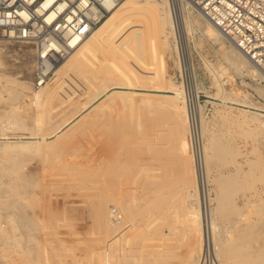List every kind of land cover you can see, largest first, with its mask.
<instances>
[{
    "label": "bare ground",
    "instance_id": "6f19581e",
    "mask_svg": "<svg viewBox=\"0 0 264 264\" xmlns=\"http://www.w3.org/2000/svg\"><path fill=\"white\" fill-rule=\"evenodd\" d=\"M178 2L181 6L186 2V7L188 4V8L192 7L206 20V30L210 35L226 38L231 47L228 55L230 63L234 68L237 67L243 73L254 77L261 85L264 81V70L243 53L190 0ZM167 4L168 0H123L84 40L74 44L70 55L57 65L49 82L40 87L36 94L27 91L30 88H18L13 103L16 105L22 99L25 101L15 107V112L22 113L32 124H25V127L30 126L32 131L37 128L36 131L28 133L29 135H18L6 129L4 131V127L11 125L10 121L9 124L5 122L7 126H1L4 113H7L3 111L7 101L2 97V91L7 85H3L5 83L1 81L0 208L6 209L16 203V206L19 205V211L13 206L8 212L20 218L40 215L47 218L67 216L70 213L68 209L48 207L38 211L36 215V211L29 209L31 203L28 198L34 193L36 185L40 184V178L47 177L49 180L65 184L73 183L80 205V209H74V212L85 219L84 246L89 252L83 260H76L74 264L198 262L201 249L196 251L193 248V237L196 236L199 226L200 209L192 202L197 194L196 187L191 188L193 175H188L193 147L185 112L178 104V100L182 99L177 96L178 92L173 90L174 87L168 78V81L166 79L157 82L149 79L143 82L135 73L125 70L122 72L120 69L118 72L109 73L107 67L102 65V61L106 59H112L115 63L135 60L141 40L151 42L161 33L169 39L172 29L168 27L170 15ZM168 28L170 31H167ZM152 29L154 34L150 33ZM80 60L91 61V68L96 69L97 74L91 75L70 68L65 70L61 65L66 61L74 65ZM153 62L150 61L152 64ZM25 68L28 71L31 66L26 65ZM0 71L3 72L1 68ZM64 75L70 78L69 83L80 86L78 97H69L64 92V88L69 87V83L63 79ZM259 88L260 93L264 95V86ZM208 97L215 99L213 96ZM26 98L30 104L28 103L26 111H21V108L26 107ZM240 106L249 107L245 104ZM154 108L160 110L157 112L156 109L154 112ZM249 108L257 111L254 114H257L260 120L261 117L264 118L263 107ZM142 113L144 115H141ZM15 126L10 127L15 129ZM8 129L10 131V128ZM202 129H205L203 122ZM40 130H43L44 134H41ZM80 139H85V144L81 143L84 150L71 149L72 151L65 153L66 149L74 146V142ZM214 141V138L209 136L207 143L203 145L206 166L209 168L218 164L215 162L216 158L224 161V156L217 153ZM44 153L52 155V159L48 158L42 162L43 170L26 171L27 159L31 157L33 160L37 155ZM25 154L28 157L21 158V155ZM66 155L71 158L61 162L59 157ZM177 167L185 175L182 177L179 172L178 175L184 178L180 184H177L176 176L172 174H176ZM229 179L228 185L219 189L216 206L209 211L210 214L207 213V228L215 235L218 228L217 216L228 217L230 223L228 222L227 231L231 236L225 252L228 257L226 264H264V244H261V238L264 239L261 235L264 224L255 223L252 217H263L264 210L260 202L253 204L251 198L255 194H252V197L247 194L255 189L253 187L256 182L242 165L236 166ZM221 180L222 178L217 176L214 181L220 185ZM47 185L41 182L39 186L41 190L46 191ZM262 191L264 192V188H257L256 195ZM242 198L244 202H241ZM251 202L257 207L256 210L253 209L254 213L249 209L252 208ZM214 235L209 234L210 244H215ZM123 238L127 239L125 243L122 242ZM254 239L257 248L252 253L249 248H252ZM145 240L147 247L143 245ZM183 245L192 248L191 251L188 250L191 253L187 254L186 249L184 251L187 255L181 256L183 252H179V249ZM42 252L44 254V251ZM32 258L34 260L35 256Z\"/></svg>",
    "mask_w": 264,
    "mask_h": 264
},
{
    "label": "rangeland",
    "instance_id": "374dc122",
    "mask_svg": "<svg viewBox=\"0 0 264 264\" xmlns=\"http://www.w3.org/2000/svg\"><path fill=\"white\" fill-rule=\"evenodd\" d=\"M185 4L186 2H183V6H181L178 0H168L167 7L170 15L168 27L172 29V34L169 39H166L165 34L161 33L158 38L155 37L156 39L151 40V42L141 40L135 60L115 63L112 59H106L107 61H102V65L104 64L103 66L107 67L109 73L118 72L120 70L122 72L125 70V72L135 73L143 82L149 81V79L157 80V82L166 80L167 78L171 80L172 86L174 87L173 90H176L178 92L177 96L182 99L178 100V104L185 112L184 115L187 118V126L192 138L193 151L189 163L191 169L188 175H193V184L191 188L195 186L197 190V194H195L196 196L194 195V200H192V202L195 207L198 206L200 209L199 226L196 229V236L193 237V240L195 239L194 243H196L195 245L193 243V248L196 251L198 249V251H200L201 249L197 264H226L228 262V257L225 252L229 246V239L231 236L227 231V227L230 223V221H228L229 218L217 216L216 222L218 228L214 235L212 230H208L207 228L208 214H210L209 211L211 212V209H214L216 206L219 189L228 185L230 182L229 176L235 171L237 165H242V167L246 171L248 170L251 176H253L256 182L253 187L255 189L252 190L253 192L248 191L247 194L250 197H252V194H255L253 197L254 199L251 198L252 202H254L253 204L260 202L264 210V192L262 191L256 195L257 188H261V190L264 188V118L261 117L262 120H260L258 115L254 114V112L257 111L249 108H264V95L259 91V87L264 86V81L259 85V83L254 80V77L247 73H243L237 67L234 68L228 56L231 52V47L230 43L226 41L227 39L223 36L216 38L210 35L206 30V20L192 7L188 8V4L187 7ZM170 28H168L167 31H170ZM153 30L154 29L150 30V33L154 34L155 32ZM0 51L2 52H0L2 56H0V63L4 61L2 65L0 64V68L4 74L3 75L0 71L2 75V78L0 77V84L4 82L5 84L3 85H7L8 88L5 87L6 89L4 88L5 90L2 91V97L7 101V107L5 106L3 111L5 110L7 113H4L1 126H7L10 121L11 125L7 126L10 128V131L7 127H4V131H12L18 135H20V133L21 135L24 133V135H29L28 133L36 131L37 128L32 131L30 126L25 127V124L27 125L29 122L22 113L19 114V112H15L16 106H19V104H22L25 100L22 99L16 105L13 102H15L14 97L15 93L18 92V88L23 90L26 87L30 88L27 91H31L32 94L33 92L36 94V91L40 89L34 85V48L30 44L24 42L0 38ZM150 61H154L153 64L150 63ZM79 62L76 63L77 65H73L68 64L66 61L61 65H63L65 70L70 68L85 71L91 75L97 74V70L91 68V61L80 60ZM81 63L82 65H80ZM149 64H151L152 67H150ZM26 65H30L31 69L27 71L25 68ZM5 69L7 70L6 72ZM150 73L154 75L152 76ZM63 77L64 81L69 83L70 78L68 75H64ZM73 85L75 84L70 82L67 85L69 87L64 88V92L67 93V96H73L75 98L78 97L80 86L75 85V87ZM208 95L215 97V99L209 98ZM27 99L28 98H26L27 104L24 105L26 107L21 108V111L27 110V105L28 103L30 104ZM30 100H32V98ZM242 104L249 105V107H241L240 105ZM156 109L154 108L153 111L155 112ZM159 110L160 109H157V112ZM141 115L144 114L142 113ZM5 122H8V124ZM202 122L205 125L204 130L202 129ZM19 124L21 126H19ZM23 124L24 126H22ZM28 125L32 124L29 123ZM10 126H13V128L15 126V129ZM41 134H44L43 130ZM209 136H212L215 140L214 143L218 149L217 153H221L224 156V161L220 160V158H216L215 162L217 161L218 164L211 168L206 166L203 151V145L207 143ZM74 143L76 144L72 146L73 148L69 147L70 149H66L65 153L72 151L71 149H73V151L77 149L84 150L82 144H85V139L77 140ZM26 157H28L26 154L24 156L21 155V158ZM34 157L35 156H32V158ZM62 157L63 156L59 157L61 162H65L71 158L67 155ZM48 158L52 159V155H47L46 153L40 154L33 159L34 161L31 157L28 158V164H26L25 167L26 171L28 169L33 172L42 171L44 166L42 162H44L45 159L48 160ZM219 161H221V163ZM178 169L179 167L176 169V174L178 175L180 172L182 177L185 176L184 172L182 171L183 173H181L180 169ZM172 174L176 176L177 184L184 181V178L180 175L177 177L175 173ZM217 176L222 178V184L220 185H217L214 181ZM41 182L43 184H48L46 191L41 190L42 188L39 186ZM40 184H37L34 188V193L29 195L28 199L29 203H31L29 209L31 211H36V215H38V211L47 209V207L52 209L61 208L60 210L68 209L70 213L67 214V216L69 217L65 215L66 217L56 216L47 218V216L40 215L37 217L35 216L36 219L34 216L30 218H20L18 215H13L11 212H8L13 206L15 210L19 211V205L16 206V203L6 208L7 210L5 208H0V212L2 213L0 214V264H74L76 260H83L85 254L88 255L89 252L84 246L86 244L85 219L81 215H78L77 212H74V209H80V205L76 198L78 194L75 191L73 183L66 182L67 186L65 182L53 181L47 179V177H43L40 178ZM38 187L40 188L38 189ZM70 188L73 190H70ZM243 199L244 198H242L241 202H244ZM252 202V208L249 209L254 213L255 211L253 209L256 210L257 207H255ZM74 206L75 208H73ZM8 213L9 215L7 216ZM252 217L254 222L256 221L255 223L264 224V216L255 217V215H253ZM43 222L45 224H43ZM47 230L49 232H47ZM209 234L211 236L213 234L215 240L218 242L215 241V244H210L208 241ZM261 235L264 237V229ZM261 240V244H264V239L261 238ZM126 241L127 239L123 238L122 242L125 243ZM252 242V248H249L250 250L252 249L250 252H254L255 248H257L256 240L254 239ZM143 245L145 247L148 246L146 240L143 242ZM33 247H35L36 250ZM186 247L187 246L184 245L180 247L179 252L184 253H182L181 256L191 253L189 251H191L192 248ZM42 251H44V254ZM77 255L81 256L77 257ZM34 256L35 258L33 260L32 257Z\"/></svg>",
    "mask_w": 264,
    "mask_h": 264
},
{
    "label": "built area",
    "instance_id": "2783aa9c",
    "mask_svg": "<svg viewBox=\"0 0 264 264\" xmlns=\"http://www.w3.org/2000/svg\"><path fill=\"white\" fill-rule=\"evenodd\" d=\"M123 0H0V38L34 48V85H46L74 44ZM264 70V0H190Z\"/></svg>",
    "mask_w": 264,
    "mask_h": 264
}]
</instances>
